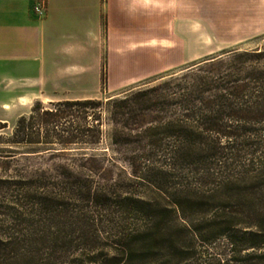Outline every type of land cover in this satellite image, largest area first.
I'll use <instances>...</instances> for the list:
<instances>
[{
	"label": "rangeland",
	"instance_id": "obj_1",
	"mask_svg": "<svg viewBox=\"0 0 264 264\" xmlns=\"http://www.w3.org/2000/svg\"><path fill=\"white\" fill-rule=\"evenodd\" d=\"M226 28L214 35L220 49L211 55L186 56L184 49L193 45L182 39V66L124 83L121 89L112 88L104 71L97 85L91 75L63 86L53 83L51 75H46L47 82L20 84L3 73L0 57V121L7 126L5 137L21 117L29 126L36 104L43 110L55 109L64 101L102 104L61 107L72 113L60 121L57 133L67 139L66 131L76 126V143L40 140L16 148L0 146V152L16 154L11 159L0 157V241L4 245L0 264H264V216L250 212L249 202L256 209L264 208V195L254 198L244 188L234 192L246 194L244 198H227L217 191L206 194V199L189 195L184 204L188 210L182 215V164L172 169L169 156L173 148H182V139L168 132L170 124H179L182 108L175 102L174 106L159 103L146 118L149 132L144 134L121 130L106 106L110 97L118 100L139 89L164 84L176 91L182 88V76L199 66L195 64L226 57L232 50L264 46V34L235 43L238 35ZM183 36L186 41L191 37ZM167 60L155 58L154 64ZM254 63L264 66V59ZM92 128L101 134L97 144L83 138L82 130ZM39 133L43 137L44 128ZM259 134L264 141V127ZM148 153L150 169L160 181L155 188L133 176L145 167L140 157ZM145 229L146 237L134 238ZM145 239L148 247L142 246Z\"/></svg>",
	"mask_w": 264,
	"mask_h": 264
},
{
	"label": "crops",
	"instance_id": "obj_2",
	"mask_svg": "<svg viewBox=\"0 0 264 264\" xmlns=\"http://www.w3.org/2000/svg\"><path fill=\"white\" fill-rule=\"evenodd\" d=\"M39 1L44 18L32 12ZM226 27L235 43L263 35L264 0H0V57L20 84L91 75L97 85L104 71L121 89L182 66V39L186 56L211 55Z\"/></svg>",
	"mask_w": 264,
	"mask_h": 264
},
{
	"label": "trees",
	"instance_id": "obj_3",
	"mask_svg": "<svg viewBox=\"0 0 264 264\" xmlns=\"http://www.w3.org/2000/svg\"><path fill=\"white\" fill-rule=\"evenodd\" d=\"M229 53L226 57L219 58V55L195 64L199 66L182 76V88L177 87L176 91L163 84L130 92L118 100L110 97L106 103L111 108L109 116L116 126L120 123L121 130L144 134L149 132L145 126L149 124L146 118L159 103L173 105L175 102L182 108L179 124H170L168 132L170 136L182 139V148H173L169 156L172 169L179 162L182 164L183 216L188 210L184 204L189 195L206 199V194L217 191L219 194L223 192L227 198L246 197L240 191L234 193L243 188L254 198L264 195L261 189L264 187V141L259 134L261 126L264 127V66H253L254 59H264V46ZM101 105L95 100L64 101L54 105L55 109L43 110L40 104H36L29 126L21 117L7 137L3 134L7 126L0 121V146L16 148L39 144L40 140L45 144L58 141L76 143L79 140L76 126L66 131L67 139L57 133L60 121L72 113L71 110L62 111L61 107L97 108ZM43 128L45 134L41 137L39 132ZM82 133L89 144H97L100 140L98 129H85ZM150 155H141L145 167L133 176L155 188L160 181L150 169ZM15 156V152H0L1 158ZM249 202L252 206L250 212L264 216L263 207L256 209L255 203ZM191 230L198 232L196 227ZM148 233L145 229L134 238L146 237ZM143 241L142 246L148 247V239ZM3 246L0 241V247Z\"/></svg>",
	"mask_w": 264,
	"mask_h": 264
},
{
	"label": "built area",
	"instance_id": "obj_4",
	"mask_svg": "<svg viewBox=\"0 0 264 264\" xmlns=\"http://www.w3.org/2000/svg\"><path fill=\"white\" fill-rule=\"evenodd\" d=\"M33 14L38 18H44L46 15V6L42 1L37 2L32 8Z\"/></svg>",
	"mask_w": 264,
	"mask_h": 264
}]
</instances>
